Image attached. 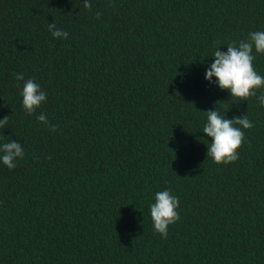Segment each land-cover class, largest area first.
<instances>
[{"label":"trees","instance_id":"1","mask_svg":"<svg viewBox=\"0 0 264 264\" xmlns=\"http://www.w3.org/2000/svg\"><path fill=\"white\" fill-rule=\"evenodd\" d=\"M84 2L0 0V145L24 149L0 161V264H264V88L205 79L217 47L264 31V0ZM17 74L47 94L31 115ZM216 108L254 124L230 164L207 157ZM165 189L167 239L149 208Z\"/></svg>","mask_w":264,"mask_h":264},{"label":"clouds","instance_id":"2","mask_svg":"<svg viewBox=\"0 0 264 264\" xmlns=\"http://www.w3.org/2000/svg\"><path fill=\"white\" fill-rule=\"evenodd\" d=\"M90 0H85L84 8L91 10ZM97 19L100 13H96ZM48 30L54 38L67 39L68 33L56 27L55 22L48 24ZM217 47L213 53L214 62L208 66L205 79L209 82L215 77L216 83L221 90H226L231 97L246 101L256 96V90L264 88V76L256 71L253 61V51L257 54H264V31L249 32L246 39L239 42H232L227 45V51L223 52ZM17 81H24L22 91V106L26 114H33L42 102L46 101L47 94L41 90L39 84L33 79L25 80L23 74L16 75ZM259 105L264 107V93L257 97ZM206 123L202 132L211 138L207 144V157H211L216 164H230L235 162L238 150L241 148L245 134L242 129H251L254 124L247 115L237 116L234 119H227L222 116L219 110L206 111ZM37 120L48 124L45 114L41 113ZM8 123V116L0 120V127ZM240 126V127H237ZM52 131L56 130L55 125H49ZM0 161L9 169H14V161L17 157L23 158L24 149L16 140L0 145ZM154 203L149 205L150 216L155 232L167 239L169 225L180 219L177 208L179 197L171 194L170 189L161 190L155 193Z\"/></svg>","mask_w":264,"mask_h":264}]
</instances>
